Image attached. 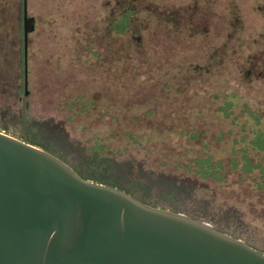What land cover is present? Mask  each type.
<instances>
[{"label":"rangeland","instance_id":"374dc122","mask_svg":"<svg viewBox=\"0 0 264 264\" xmlns=\"http://www.w3.org/2000/svg\"><path fill=\"white\" fill-rule=\"evenodd\" d=\"M13 1L0 7L8 19L0 21V51L12 52L21 76L15 88L0 82V124L52 118L74 160L129 162L120 179L133 195L264 252L257 18L229 32L223 0H138L132 13H120L115 0H28L35 23L25 93L21 7Z\"/></svg>","mask_w":264,"mask_h":264},{"label":"water","instance_id":"95a60500","mask_svg":"<svg viewBox=\"0 0 264 264\" xmlns=\"http://www.w3.org/2000/svg\"><path fill=\"white\" fill-rule=\"evenodd\" d=\"M34 23L23 0L25 93ZM0 264H264V252L205 219L85 178L0 128Z\"/></svg>","mask_w":264,"mask_h":264},{"label":"trees","instance_id":"16d2710c","mask_svg":"<svg viewBox=\"0 0 264 264\" xmlns=\"http://www.w3.org/2000/svg\"><path fill=\"white\" fill-rule=\"evenodd\" d=\"M15 64L14 60L12 61L11 51H0V82L2 83V86L5 87V85L9 84L11 87H17L15 82L18 80V75H20V73L17 72ZM16 117L20 119L23 117V114L18 112ZM22 125L23 126L18 129H12L7 124H0V128H4L8 132L11 131L12 134L22 137L27 141L35 143L55 153L67 161L81 176L85 178L116 185L120 188H124L128 192H133L132 188L124 184L121 181L122 179H120V177L126 175L128 171L130 172L129 162H124L120 165L118 164L119 162L117 163L105 156V158L102 157L99 160H96V158L81 161L74 160L69 156V153L71 152L69 147H71L72 143L67 140L66 130L59 122L54 121L52 118L32 120L24 118ZM114 173L118 176L115 177ZM138 181L143 184L140 177L138 178ZM182 184L183 183H181L180 186H182Z\"/></svg>","mask_w":264,"mask_h":264},{"label":"flooded vegetation","instance_id":"af4514ba","mask_svg":"<svg viewBox=\"0 0 264 264\" xmlns=\"http://www.w3.org/2000/svg\"><path fill=\"white\" fill-rule=\"evenodd\" d=\"M192 1V0H191ZM194 2L196 0H193ZM227 3V10L229 12V32H232L234 29H236L238 26H241L242 23L246 22L248 17L251 18H257L258 22L261 23L263 26V30L261 31L263 45L260 51L258 52V63L260 67H264V0H223ZM11 2V1H10ZM28 2V0H27ZM138 0H115V3L117 6H119V12L122 11V6H124V12H130L132 13V8L134 9V6H136V3ZM9 2L8 0H0V7L7 5ZM17 4V6L21 7V11L18 14V19H21L23 21V0H14L12 2V5ZM9 5V4H8ZM192 6L196 5L195 3L191 4ZM190 5V6H191ZM196 9V6L193 8V10ZM135 10V9H134ZM33 16L32 14H29ZM121 16V15H120ZM123 18V21H130V17ZM7 21L8 19L0 18V21ZM122 20V19H121ZM35 21V18H34ZM261 39V38H260Z\"/></svg>","mask_w":264,"mask_h":264}]
</instances>
